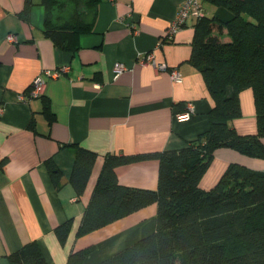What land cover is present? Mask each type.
I'll return each instance as SVG.
<instances>
[{
	"label": "crops",
	"instance_id": "1",
	"mask_svg": "<svg viewBox=\"0 0 264 264\" xmlns=\"http://www.w3.org/2000/svg\"><path fill=\"white\" fill-rule=\"evenodd\" d=\"M181 1L99 0L92 31L68 52L44 35L41 0H32L27 20L19 16L24 0H0V264H9L8 255L31 240L48 264H66L71 251L94 245L86 264H95L154 229L156 204L151 203L76 234L107 155L177 149L209 126L212 100L188 61L196 18L166 37ZM210 12L224 19L229 15L213 6ZM146 52L167 68L140 64ZM119 62L125 69L115 75ZM66 66L67 71L47 79L43 95L27 103L17 100L37 74ZM173 67L182 75L180 82L170 78ZM189 104L191 117L177 120L175 114ZM240 104L242 114L232 124L240 133L254 132L249 88L241 91ZM76 146L97 154L80 197L69 181ZM49 158L61 171L58 185L46 166ZM231 162L264 169V158L219 147L201 186L211 187ZM157 171L153 158L116 167L120 183L148 188H156ZM66 220L71 227L61 242L54 229Z\"/></svg>",
	"mask_w": 264,
	"mask_h": 264
},
{
	"label": "trees",
	"instance_id": "2",
	"mask_svg": "<svg viewBox=\"0 0 264 264\" xmlns=\"http://www.w3.org/2000/svg\"><path fill=\"white\" fill-rule=\"evenodd\" d=\"M99 0H41L43 33L62 51L74 52L80 36L92 31ZM188 61L200 72L212 105L209 126L177 149L109 154L102 165L77 235H83L151 203L156 204L154 229L95 264H264V169L239 162L227 165L209 188L201 179L219 147L264 158V0H200ZM32 0L19 13L29 18ZM204 4L224 8L227 18ZM252 91L256 130L240 133L233 126L241 116L240 93ZM96 153L74 150L69 177L80 197ZM153 158L158 161L157 186L120 183L118 165ZM46 166L55 185L61 171L51 158ZM71 221L55 227L64 242ZM90 245L71 251L66 264H86ZM9 264H48L36 240L8 255Z\"/></svg>",
	"mask_w": 264,
	"mask_h": 264
},
{
	"label": "built area",
	"instance_id": "3",
	"mask_svg": "<svg viewBox=\"0 0 264 264\" xmlns=\"http://www.w3.org/2000/svg\"><path fill=\"white\" fill-rule=\"evenodd\" d=\"M203 14V5L200 0H182L179 4L176 16L169 23L166 29V37L170 38L173 34L179 30L189 17L199 18ZM8 40L13 41L15 39L14 35L9 34L7 36ZM142 65L151 64L158 70H163L167 68L166 63L158 62L153 54V52H146L139 56L137 60ZM68 67H62L54 70H43L42 73L37 74L32 80L29 88L20 92L17 96V100L20 102L27 103L32 98L38 97L44 94V89L46 86V81L48 78H54L67 71ZM125 69V65L121 62L115 64L114 73L118 75L122 70ZM170 78L175 82H180L182 80V75L177 68L170 69ZM194 109L192 104L186 106L183 110L175 114L177 120H188L191 117V112Z\"/></svg>",
	"mask_w": 264,
	"mask_h": 264
},
{
	"label": "rangeland",
	"instance_id": "4",
	"mask_svg": "<svg viewBox=\"0 0 264 264\" xmlns=\"http://www.w3.org/2000/svg\"><path fill=\"white\" fill-rule=\"evenodd\" d=\"M204 7H205V9L207 10V11H209V10H211V8H212V5H210V4H204ZM215 6H213V8H214ZM202 180V179H201Z\"/></svg>",
	"mask_w": 264,
	"mask_h": 264
}]
</instances>
